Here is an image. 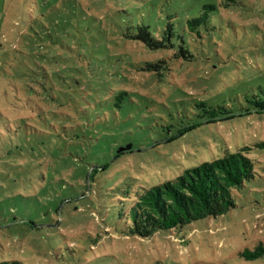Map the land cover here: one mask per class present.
Instances as JSON below:
<instances>
[{
	"label": "rangeland",
	"instance_id": "rangeland-1",
	"mask_svg": "<svg viewBox=\"0 0 264 264\" xmlns=\"http://www.w3.org/2000/svg\"><path fill=\"white\" fill-rule=\"evenodd\" d=\"M169 25L192 60L128 38ZM256 100L264 0H0V264H264L242 255L264 245ZM242 151L256 175L226 215L127 234L144 190Z\"/></svg>",
	"mask_w": 264,
	"mask_h": 264
},
{
	"label": "trees",
	"instance_id": "trees-1",
	"mask_svg": "<svg viewBox=\"0 0 264 264\" xmlns=\"http://www.w3.org/2000/svg\"><path fill=\"white\" fill-rule=\"evenodd\" d=\"M204 20L205 17H202L189 22L191 34ZM128 38L143 43L151 51H174L176 59L190 61L194 58L188 42L178 36L173 25L168 26L160 39L154 37L145 26L138 27L137 33ZM162 65H166L164 60L156 64L148 63L147 69L159 70ZM124 94L121 93V96ZM251 103L253 107L245 109L244 115L264 113V101ZM196 109L194 112L198 116L210 121L220 116H232L230 109L208 107L204 102L198 104ZM124 152L120 150L118 156ZM255 175L254 162L243 151L227 152L221 158L190 168L172 181L144 190L133 200L126 215L130 223L127 234L148 239L159 231L177 229L205 218L224 216L236 207V192L241 191L246 182L254 180ZM242 255L248 259L261 257L264 255V245L260 244L254 251L247 250Z\"/></svg>",
	"mask_w": 264,
	"mask_h": 264
},
{
	"label": "water",
	"instance_id": "water-1",
	"mask_svg": "<svg viewBox=\"0 0 264 264\" xmlns=\"http://www.w3.org/2000/svg\"><path fill=\"white\" fill-rule=\"evenodd\" d=\"M130 149V147H127V148H123V149H121L122 151H127V150H129Z\"/></svg>",
	"mask_w": 264,
	"mask_h": 264
}]
</instances>
